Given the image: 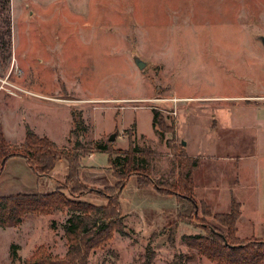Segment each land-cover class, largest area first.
<instances>
[{"label":"rangeland","instance_id":"obj_1","mask_svg":"<svg viewBox=\"0 0 264 264\" xmlns=\"http://www.w3.org/2000/svg\"><path fill=\"white\" fill-rule=\"evenodd\" d=\"M7 7H0V128L8 142L18 145L28 124L40 136L63 141L59 147H71L77 139L70 130L74 110L87 126L80 138L85 144L109 142L114 132V149L126 151L131 141L151 150L149 177L132 174L119 194L125 234L115 232L91 251L89 264H145L147 246L154 253L150 264H171L178 253H188L182 235L205 234L203 222L222 228L211 216L201 217L199 203V219H178L187 205L168 184L179 175L174 154L183 152L185 162H198L191 170L193 186L195 172L211 178L200 179L194 200L203 201L211 214L227 212L234 197L226 183L233 174L213 157L263 151L264 119L249 108L264 105V48L258 39L264 35V0H8ZM135 55L145 61L143 68L135 65ZM11 85L20 87L16 95L8 91ZM157 95L182 98L177 115H161L160 135L153 130L147 101ZM204 136L211 139L213 156H189L193 146L204 152ZM237 141L242 147L235 148ZM84 160L91 168L80 162L81 180L97 194L64 193L71 200L95 198V205H104L107 199L98 191L115 195L108 189L119 180L108 153L97 151ZM4 163L0 196L48 193L64 182L46 191L22 156ZM245 192L238 194L235 234L264 239V206ZM69 214L52 209L28 214L18 226H0V264H23L38 247L63 256L62 226ZM11 244L17 245L13 262ZM190 264L217 263L197 255Z\"/></svg>","mask_w":264,"mask_h":264},{"label":"trees","instance_id":"obj_2","mask_svg":"<svg viewBox=\"0 0 264 264\" xmlns=\"http://www.w3.org/2000/svg\"><path fill=\"white\" fill-rule=\"evenodd\" d=\"M8 0H4L0 7L8 11ZM7 21V22H6ZM7 23L8 37L10 36V22L8 13L4 16ZM153 113L152 127L160 135L159 127H164L162 116L159 112ZM72 114L71 133L76 135L72 146L59 147L45 135H38L27 124L25 136L18 145L8 142L0 128V173L4 162L9 157L22 156L28 163L33 174L37 177L49 176L57 161H67V170L64 182L59 187L48 193L20 192L0 196V226H18L28 214L48 213L52 209L69 210L70 214L63 223V233L66 241V252L63 256L51 255L42 247H38L31 257L23 260V264H89L90 253L106 245L115 232L125 234V224L122 222V207L119 194L132 174L148 176L150 171L149 151L140 149L129 142L126 151L114 149L110 142L85 144L80 138L87 130L82 114L74 110ZM173 149V148H172ZM105 151L108 153V161L114 175L119 180L109 191L114 194L101 193L99 196L107 199L106 204L95 205L87 201H75L66 197L64 190L72 196L81 197L86 193H95V189L88 187L79 174L80 159L88 153ZM147 154H146V153ZM114 154V155H112ZM178 160L179 175L176 182L168 184V189L174 191L187 205L186 213L178 212V219H199L197 211L198 203L201 204V217L211 216L220 222L221 227L212 222H203L205 234L193 233L182 235L188 247V253H178L171 264H190L197 255L217 264H264V239H241L235 232V223L240 215V203L230 200V208L224 213H213L203 201L196 202L193 198V177L191 170L198 164L193 160L191 164L185 162L186 155L183 152L174 154ZM149 177V176H148ZM151 180V179H150ZM145 183V182H144ZM139 180V185L144 184ZM200 206V205H199ZM200 217V218H201ZM173 241V236H168ZM17 248L11 244L9 257L15 261ZM145 264H150L154 253L147 246L145 250Z\"/></svg>","mask_w":264,"mask_h":264},{"label":"crops","instance_id":"obj_3","mask_svg":"<svg viewBox=\"0 0 264 264\" xmlns=\"http://www.w3.org/2000/svg\"><path fill=\"white\" fill-rule=\"evenodd\" d=\"M42 97H44V96H42ZM57 97L58 96H54V95L45 96L46 99H53V100L58 101L59 99ZM249 109H254V111L256 110L257 117L260 118L261 120L264 119V105L263 104L262 105H254V106L250 107ZM197 126H198V124H197ZM198 130L200 131L199 127H198ZM205 132H206L205 129H203L202 133L204 134ZM36 133H38V132H36ZM199 134H200V132H199ZM43 135H45V134H43ZM206 136H204V139H203V142H204L203 148L206 151L208 150V152H206L204 149H202L204 152L199 153L198 149L196 147L194 148V146H193L190 150H188L189 156H202L204 158H208V157L210 158L213 156L214 151L211 149L212 146H208V142H207V141H210L211 139L207 138ZM251 140H253L254 143L257 144V136L255 137V135H253ZM193 141H194V139L192 141H190V143L188 144L189 148H190V145L192 146L191 143H193ZM62 142H60V143L54 142V143L58 146H62V144H63ZM237 145H238V147H242L240 145V143H238V141L235 144V148ZM209 149H211V150H209ZM207 155H208V157H207ZM92 156H93V153L82 157L81 158V166L82 167L87 166L88 161H86L84 159L85 158H87V159L92 158ZM218 158H219L218 161H214V157H213V159H212L213 162H216L219 166H221L222 164L229 165V167H230L229 169H231L230 172L233 174L231 184L229 185V183H226L227 187L231 191L230 199H231V196H233L234 199L238 203H240V197H238V194H239V191L241 193L245 192L243 190V188H244L246 190L245 193L249 194L248 191L250 192L252 200H254L256 203L262 204L264 206V149H263V151L253 150V152L252 151H250V152L241 151L240 153L237 152V153H232V154H222ZM84 164H86V165H84ZM87 167L91 168L90 165H88ZM66 170H67V161L59 160V161H57L53 170L50 172L49 176H47V177L41 176V177H36V178H37V181H41V184L44 186V190L50 191L57 181L64 179V175L66 173ZM209 175L210 174L208 173L205 175V178H202V174L200 176V173L195 172V174H194L195 180H194V186H193V189H195V192L197 190L196 186L199 183H201L200 179H205V181H207V179L210 180L211 178L209 177ZM36 191L40 192L39 190H36ZM32 193H34V192H32ZM235 193L237 195L236 198L233 195ZM83 200H86L87 202H90L93 204H97L96 203L97 200L95 198L94 199H90V198L88 199V198L84 197ZM240 216H241V212H240V215L238 217V220L236 221L237 224L240 221L239 220ZM237 224H236V227H237Z\"/></svg>","mask_w":264,"mask_h":264},{"label":"built area","instance_id":"obj_4","mask_svg":"<svg viewBox=\"0 0 264 264\" xmlns=\"http://www.w3.org/2000/svg\"><path fill=\"white\" fill-rule=\"evenodd\" d=\"M17 89H20V87L17 85H11V89H8V91L11 94L16 95L14 90L17 91ZM147 101L150 102L149 107L153 111L159 112L161 115L166 113L168 115L174 116L179 112L178 103L182 101V98L178 96L157 95L156 97L147 99Z\"/></svg>","mask_w":264,"mask_h":264},{"label":"water","instance_id":"obj_5","mask_svg":"<svg viewBox=\"0 0 264 264\" xmlns=\"http://www.w3.org/2000/svg\"><path fill=\"white\" fill-rule=\"evenodd\" d=\"M258 39L261 43V46L264 48V35H259ZM134 63L138 66L139 69L143 68L145 66V61L143 59H140L138 56H134ZM115 133L112 132V134L109 135L107 141L112 142V140L115 138ZM182 144L185 145V142L182 141Z\"/></svg>","mask_w":264,"mask_h":264}]
</instances>
